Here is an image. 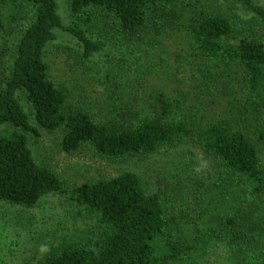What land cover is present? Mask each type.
<instances>
[{
  "label": "trees",
  "instance_id": "trees-1",
  "mask_svg": "<svg viewBox=\"0 0 264 264\" xmlns=\"http://www.w3.org/2000/svg\"><path fill=\"white\" fill-rule=\"evenodd\" d=\"M68 16L0 0V201L65 195L95 223L22 264H264V0H68ZM63 33L85 94L52 77ZM43 130L68 154L163 150L178 172L164 193L126 169L70 187L35 157Z\"/></svg>",
  "mask_w": 264,
  "mask_h": 264
},
{
  "label": "rangeland",
  "instance_id": "rangeland-1",
  "mask_svg": "<svg viewBox=\"0 0 264 264\" xmlns=\"http://www.w3.org/2000/svg\"><path fill=\"white\" fill-rule=\"evenodd\" d=\"M58 6L64 22L68 23V0H58ZM72 42L69 36L61 34L48 48L47 59L56 82L69 86L75 95L85 94L83 90L85 80L70 69V61L62 50V46L70 45ZM185 68L188 72L182 71L177 77L193 75L189 72V66ZM131 79L133 87L154 84L151 78L149 81L142 80L141 83ZM182 84L184 86L187 82L184 81ZM60 137V133L43 130L38 137L31 138V146L35 157L49 165L70 187L84 181L115 175L126 169L137 173L149 190L164 193L172 185L174 175L178 172V167L168 162V156L163 150L146 158L110 159L101 156L90 146L68 154L60 147ZM79 210L65 195H46L31 209H23L0 201V264H22L32 261L34 256L40 257L46 252L51 242L93 228L95 223L82 218Z\"/></svg>",
  "mask_w": 264,
  "mask_h": 264
}]
</instances>
